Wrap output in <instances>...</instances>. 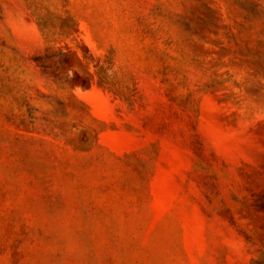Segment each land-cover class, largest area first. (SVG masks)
I'll list each match as a JSON object with an SVG mask.
<instances>
[{
  "label": "rangeland",
  "instance_id": "obj_1",
  "mask_svg": "<svg viewBox=\"0 0 264 264\" xmlns=\"http://www.w3.org/2000/svg\"><path fill=\"white\" fill-rule=\"evenodd\" d=\"M0 264H264V0H0Z\"/></svg>",
  "mask_w": 264,
  "mask_h": 264
}]
</instances>
